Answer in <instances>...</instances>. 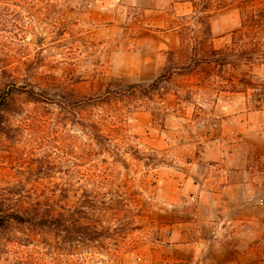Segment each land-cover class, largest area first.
Listing matches in <instances>:
<instances>
[{"label": "rangeland", "instance_id": "rangeland-1", "mask_svg": "<svg viewBox=\"0 0 264 264\" xmlns=\"http://www.w3.org/2000/svg\"><path fill=\"white\" fill-rule=\"evenodd\" d=\"M202 36L264 83V0H0V210L105 227L10 221L0 264H264L263 97L169 77Z\"/></svg>", "mask_w": 264, "mask_h": 264}, {"label": "trees", "instance_id": "trees-1", "mask_svg": "<svg viewBox=\"0 0 264 264\" xmlns=\"http://www.w3.org/2000/svg\"><path fill=\"white\" fill-rule=\"evenodd\" d=\"M207 40L208 37L206 36L196 38L195 44L192 46L193 41L190 38H184L186 46H190L194 51H191L186 62H182L181 64H177L170 68L171 72H169V77L175 72L179 74H198L199 70L212 69L213 67H228L230 75L228 77L222 76L224 77L223 80L229 85V88L225 90L231 92H245L248 89H254L255 91H258L256 95L263 97L255 100L258 102L254 106L256 108L263 106L264 83L256 81L252 74L241 68L242 64H246L243 61H253L254 59H259L263 56L258 55L250 58L246 54V48L239 50L234 41L232 44L226 45L222 48H214L211 43L207 42ZM199 52H202L203 54H200ZM5 73L6 71L3 72V74ZM152 86H155V84ZM10 87H13L11 88V94L13 89H19L16 88L15 83L13 82H11ZM27 92L31 95H36L33 89L27 90ZM7 105H9L8 97L0 95V123H2L4 119L2 110L7 108ZM97 208L92 209H96L95 212H97ZM89 209V206H86L85 209H80L79 213L82 215H76L74 212H70V210H68V214H66L54 206H49L44 209H42L41 206L33 207V209H30L25 215L20 210L9 215L5 214L3 210H0V228H4L10 221L14 220L19 223H29L33 228L44 227L55 230L60 229L62 226L64 227L67 222L72 229H75L73 232L77 234V236L83 239L85 238L89 242H94L104 235L105 227L100 229L99 226L101 224H99V222H84V219L92 213ZM89 230L90 233L88 234ZM32 258L33 253L30 259Z\"/></svg>", "mask_w": 264, "mask_h": 264}]
</instances>
